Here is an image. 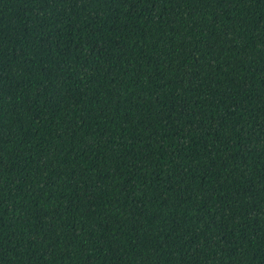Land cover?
<instances>
[{"label":"trees","instance_id":"1","mask_svg":"<svg viewBox=\"0 0 264 264\" xmlns=\"http://www.w3.org/2000/svg\"><path fill=\"white\" fill-rule=\"evenodd\" d=\"M0 264H264V0H0Z\"/></svg>","mask_w":264,"mask_h":264}]
</instances>
